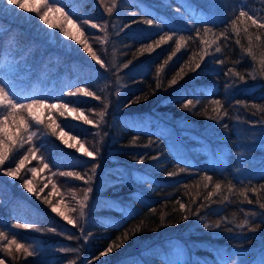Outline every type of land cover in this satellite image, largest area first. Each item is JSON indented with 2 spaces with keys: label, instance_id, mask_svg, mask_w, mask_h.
I'll return each instance as SVG.
<instances>
[{
  "label": "trees",
  "instance_id": "16d2710c",
  "mask_svg": "<svg viewBox=\"0 0 264 264\" xmlns=\"http://www.w3.org/2000/svg\"><path fill=\"white\" fill-rule=\"evenodd\" d=\"M58 4L84 26V34L91 39L90 47L98 49L104 59L107 58L106 31L111 29L115 16L122 17L117 40L120 65L125 71L129 65L135 66L123 105L128 113L143 115L162 111L174 121L187 119L196 129H204V125L224 132L230 144L237 132V122L252 121L250 116L242 120L241 110L251 106L256 117L261 113L264 118V28L253 25L246 17L236 19L241 9L254 18H264V0H115V7L113 0H58ZM46 9L43 6L41 11ZM147 19L154 23L148 25L144 22ZM25 24L22 17L12 16L0 8V71L6 70L0 73V84L19 103L27 105L39 99L55 107H48L53 115L48 119L38 117L41 107L33 108L32 115L22 109L8 117L4 127L11 139L5 147L10 153L15 152L8 164L16 165L27 154L28 159L20 170H25L26 175L20 177L19 172L18 182L31 175V180L39 183V174L44 172L49 186L67 191L80 188L73 177L79 162L59 159L52 138L65 129L79 139L96 140V132L85 122L86 118L68 113L63 105L83 108L92 118L106 109L104 92L95 90L102 97L100 101L70 95L75 88H96L93 76L99 77L101 65L90 63L84 54L46 41ZM91 24L98 27L91 30ZM135 26L141 27L134 30ZM206 28L211 29L207 34ZM101 33H104L102 43ZM162 36L172 39L157 46L156 41ZM217 47L220 52H216ZM196 63L201 67L192 71ZM173 79L177 80L175 85L171 84ZM189 100L193 104L185 108ZM215 101L220 103L217 105ZM21 119L28 125L27 129L20 124ZM33 132L31 142L20 147L17 143L20 138L26 140ZM181 132L186 142L189 141V133ZM117 143L123 154L149 162L156 176L165 175L167 183L149 188L153 200L128 214L124 221L91 225L86 230L90 231L89 236L78 229L82 224H69L51 209L32 204L40 203V195L33 193L28 198L16 182L3 176L6 165H0V232L4 233V238H0V260L9 264H63L67 260L82 264L84 254L89 253L88 258H92L112 246L110 264L130 254L143 240L164 242L170 238L166 236H171L186 241L188 237L182 232L190 227L195 229L190 231L191 238L206 236L226 243L239 228L241 231L247 227L246 231L264 235V208H261L264 176H236L230 157L222 166L210 165L202 153L188 157L162 129L128 127ZM29 148L35 152V158ZM29 166H35L37 174ZM69 172L73 175H61ZM216 184H220L219 190ZM126 189L122 199L139 205L129 187ZM104 210L121 214L115 208ZM69 214L80 223L77 210ZM10 221L13 222L10 224ZM18 224L33 227H16ZM126 233L129 238L125 240ZM13 237L33 255L27 256L24 249L17 250L15 244H9ZM252 237L255 236H249L246 241ZM117 244L122 246L116 248ZM157 261L161 262L160 258Z\"/></svg>",
  "mask_w": 264,
  "mask_h": 264
},
{
  "label": "rangeland",
  "instance_id": "374dc122",
  "mask_svg": "<svg viewBox=\"0 0 264 264\" xmlns=\"http://www.w3.org/2000/svg\"><path fill=\"white\" fill-rule=\"evenodd\" d=\"M19 2L25 3L26 8H38L39 11L33 12L20 9L16 5L7 4L6 0H0V8L5 12L9 11L12 16L16 14L17 17H22L26 21L25 25L33 29L46 41L73 50L79 55L84 54L88 56L87 59L91 61L90 63L99 64L91 58L89 53L83 50L84 42L90 47L91 39L89 35L84 34V26L81 23L73 18L69 21L63 13L54 10L51 12H48L47 9L41 11L43 9L42 0H19ZM45 12H47L48 21L53 25H59V27L49 28L39 19V15H43ZM122 12L124 13V10ZM121 20V16H115L112 19L111 29L108 28L109 30L106 31L105 42L108 41L106 43L107 58L104 59V55H101L98 49L94 48L92 50L105 65V67L100 66L102 70L98 72L99 77L95 78L93 76L96 88L87 89V86L83 88L93 93V95L86 96L82 92H77L78 88L72 91L78 96L81 95L90 99H96L98 96V94H95V90L104 92L106 109L99 111L96 118H92L90 113H87L83 108L75 109L76 107L67 106L68 113L92 121L91 125L96 132V140L89 142L85 139H79L78 136L71 135L65 129L55 133V137L52 138L53 148H55L59 159L67 160L70 163L79 162V168L75 170L73 177L76 180L75 182L79 183L80 188H72L67 191L49 186L44 172L39 174V183L33 182L31 180L33 176L31 175L27 179H22V182H18V176L12 177L5 174L6 171L15 169L19 163L18 161L14 166L8 164L12 162L11 155L15 154L14 150H11V153L10 150L8 151V159L3 164L6 165V168H3V176H6L13 183L16 182L24 195L28 198L33 193L40 195V203L34 202L32 204L51 210L53 207L58 208L59 212H63L65 216L73 220V224H82L78 229H83V231L95 224H112L124 221L128 214L136 212L141 205L153 200L149 195V188L153 189L158 185L167 183L166 176H156L153 168L149 166L151 165L149 162L143 161L141 157L134 159L132 156H128L127 153H122V147L117 142L123 130L128 127L144 130L162 129L166 132L168 139L173 142V145L177 146L176 148L188 157L193 158V154L202 153L204 157H207L210 165L219 166L226 164L227 157H230L234 165L232 170L236 176H264V118L261 113H258L259 118L256 117L257 113L251 106H247L243 111L241 110V119L245 120L246 116H250L252 121L237 122V132L234 137H231L233 139L231 144L226 139L227 136L223 135L224 132L213 131L214 129H210L209 126L203 125L204 129L197 128V130L194 127L195 125H192L187 119L174 121L167 113L162 111L156 110L152 113L139 115L130 114L123 108L128 90L131 87L130 82H128L129 77L135 73V66L129 65L127 71H125L120 65L117 40ZM137 27L141 26L133 27L134 30H137L135 29ZM61 29L66 30L69 36L65 37ZM91 30H93V27ZM73 36L77 37L82 43H77L76 40L71 39ZM99 40L101 43L104 41V33L100 34ZM102 47L104 49V46ZM13 67H16V65L12 66V69ZM6 68L11 69L8 66ZM5 72L6 70L3 68L0 71V73ZM98 97L100 99L97 100H102L100 95ZM102 112L104 113L103 118L100 115ZM51 114V109L48 107H41V110L38 111L39 118L44 116L46 119L52 118L53 115ZM181 130L189 133V141L186 142V137L181 136ZM17 143L20 145V141ZM69 145H74V147H69ZM81 145L87 151L93 152L94 158L80 151ZM190 153L191 156H189ZM29 168L33 169L35 166H29ZM24 171H20V177L26 175ZM77 174L83 179L77 178ZM25 180L31 181L29 187L33 189L32 192L24 187ZM126 187H129L128 190H130L132 196L140 202L139 205L122 199L124 192L127 191ZM89 188L91 191L87 192L88 199L84 200L85 193ZM81 204H83V208H81ZM106 207L115 208L121 214L107 213L104 210ZM72 210H77L80 223H77L70 216L69 213ZM81 211H83V215H81ZM12 222L10 221V224ZM246 228L241 229V231L239 228V231L234 232V238L226 243L218 242L206 236H199L201 239H196L194 236L191 238L190 231L194 232L195 229L190 227L182 232L188 237L186 241L171 236H166L170 238L164 242H156L158 240L155 239L143 240L130 250L132 251L130 254L121 260L110 262V264H264V235L256 231H246ZM86 234L89 236L90 231H86ZM251 235L255 237L246 241ZM88 257L89 253L84 254L81 263L105 264L108 262L109 264L110 253L96 255L92 258ZM158 258L161 262L157 261ZM0 261L3 264H9L5 260ZM69 262L72 263L71 260H67L63 264H69Z\"/></svg>",
  "mask_w": 264,
  "mask_h": 264
},
{
  "label": "snow or ice",
  "instance_id": "6c2138e0",
  "mask_svg": "<svg viewBox=\"0 0 264 264\" xmlns=\"http://www.w3.org/2000/svg\"><path fill=\"white\" fill-rule=\"evenodd\" d=\"M7 4L9 5H16L18 6L20 9H25L27 11H33V12H38L39 9L38 8H26L25 3H21L19 2V0H6ZM44 7L47 8L48 12L51 11H56V12H60L63 13L65 18L68 19L69 21H71V13H65L64 12V8L62 6H59L58 4V0H44ZM113 7H115V0H113ZM108 11L111 12L112 8H108ZM241 17H246L247 20H250L252 22L253 25H257L259 28H264V22H261L262 19L264 18H254L252 15H249L248 12L244 11L243 9L240 10L239 12V16L236 18L237 20H239ZM39 19L41 21H43L44 24L48 25L49 28H55V27H59V25H53L51 24L48 19H47V12H45L43 15L39 16ZM145 23H147L148 25H152L154 23V21L152 19H147L144 21ZM82 23L84 24H88L89 21H83ZM233 24V30H237L236 29V21L234 20L232 22ZM92 27H98L95 24H92ZM63 35L65 37L69 36V33L64 30L61 29ZM211 31V29H204L205 34L209 33ZM245 31H247V29H245ZM221 35H224V33H221ZM71 39L76 40L77 43H82L77 37L73 36L71 37ZM172 37L171 36H162L160 38L159 41H156L157 46H159L160 44L166 42L167 40H171ZM181 41L184 40L183 37L180 38ZM257 40L260 39L259 36L256 37ZM202 43H207L206 41H202ZM180 44H177V49H179ZM85 52L89 53V55L91 56V58L93 60H95L97 63H99L101 65V67H105L104 63L97 57V55L92 51V49L88 46V44L86 42H84V49ZM221 49L219 47L216 48V52H220ZM250 51V50H249ZM171 59V57H170ZM201 60L204 59L203 56L200 57ZM222 62V61H221ZM262 64H264V61H262ZM125 67H127V65H125ZM201 67L200 63H196L195 67L192 69V71H195L196 69H199ZM262 74H264V72H262ZM177 83L176 79H173L171 81L172 85H175ZM159 86V85H158ZM77 92H82L84 95L86 96H92L93 93L87 91L86 89L80 88L77 89ZM76 93H70V95H75ZM96 99H100V97H96ZM139 99V98H137ZM214 103H216L217 105L220 103L219 101H215ZM193 101L189 100L187 101V103L184 104L185 108H188L189 105H192ZM35 107H55L54 105H47L45 103L44 100H39V99H33L29 104L25 105L22 103L17 102V100L12 97L9 93V91L6 89V87L3 84H0V165H3L5 163V161L8 159V149L5 147L7 140H10L11 137H7V134L5 132V122L8 120L9 116H14L15 113L18 110H22V109H27L29 114L32 115V109ZM63 107H67V105H63ZM74 111V109H73ZM101 118H103L104 113H100ZM34 119H36L35 117H33ZM85 122L88 124H92V121L85 119ZM20 124H22L24 126L25 129H27L28 125L25 123V121L23 119H21ZM35 135V133H30L27 136V139L25 140L23 137L20 138V147H23L24 143H28L31 142L32 137ZM73 139H75V137H73ZM13 143H15V141H13ZM69 147H74V145H69ZM80 151L84 152L87 156L89 157H93L94 158V153L91 151H87L83 145L80 146ZM29 152H31L32 157L35 158V152L32 151L31 148H29L28 150ZM28 159V155H24V157L22 159L19 160V163L16 165L15 169H10L8 171H6V175L8 176H12V177H16L18 176L21 168L24 167L25 161ZM44 167L47 168L48 164L45 163ZM30 171H32L33 173L36 172V169H30ZM94 171V169H93ZM61 175H68L71 176L73 175V173L69 172V173H61ZM168 175H174V173H169ZM77 178L79 179H83V177H80L77 174ZM207 179H211V177H207ZM31 181L25 180L24 181V187L29 191L32 192L33 189L31 187H29ZM216 189L219 190L220 189V184H216ZM91 189H87L85 196H84V200L88 199L87 196V192H90ZM47 202V201H45ZM181 208L184 207L183 204L180 205ZM81 208H83V204H81ZM261 208H264V204L261 205ZM53 212H58L59 215H61L65 220H67V222L69 224H73V220L69 219L67 216L64 215L63 212H59L58 208L53 207L52 208ZM81 215H83V211H81ZM16 227H21V228H30L33 227L32 225H28V224H18L16 225ZM0 238H4V233L0 232ZM129 237L127 236V233L125 234V240L128 239ZM9 244H15L16 245V249L20 250V249H24V252L26 253L27 256H31L33 255V252L29 251L27 248L24 247L23 244L17 243L15 237H13V239L11 241H9ZM121 244H117L116 248L121 247ZM113 251V247L109 246L106 250V252H101V255H105L107 253H111ZM0 264H3L2 261H0Z\"/></svg>",
  "mask_w": 264,
  "mask_h": 264
}]
</instances>
